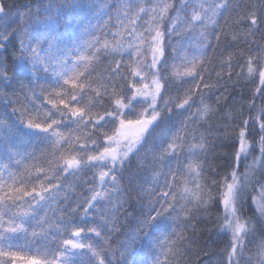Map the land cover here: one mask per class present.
Listing matches in <instances>:
<instances>
[{"label":"snow or ice","instance_id":"obj_1","mask_svg":"<svg viewBox=\"0 0 264 264\" xmlns=\"http://www.w3.org/2000/svg\"><path fill=\"white\" fill-rule=\"evenodd\" d=\"M17 2L0 0V102L11 110L0 116V147L9 161L22 155L14 116L70 151L55 170L0 174V264H196L192 246L209 256L213 234L198 237V225L213 217L215 233L229 236L217 264H264V46L244 40L236 66L246 75L234 78L239 38L223 31L238 25L264 38V0ZM85 6L95 24L75 19ZM113 17L133 36L127 45L101 44L97 33ZM221 32L227 59L205 79L200 64ZM194 37L200 56L190 59L183 44ZM85 47L100 57L86 73ZM130 168L134 188L125 183ZM133 202L147 214L134 217ZM53 204L62 207L50 218L43 210ZM87 217L95 222H79ZM130 218L136 224L124 231Z\"/></svg>","mask_w":264,"mask_h":264},{"label":"trees","instance_id":"obj_2","mask_svg":"<svg viewBox=\"0 0 264 264\" xmlns=\"http://www.w3.org/2000/svg\"><path fill=\"white\" fill-rule=\"evenodd\" d=\"M36 2H39V0H36ZM169 2H172V0H169ZM238 2V0H237ZM252 2H256V0H252ZM28 3V0H18L17 7L20 5H25ZM13 15H15V10H13ZM171 11L169 12V16H171ZM72 16L69 15V19H71ZM75 19L81 23V24H87L89 21H92L93 24L96 23V15L95 10L90 7H83L81 9L77 10ZM107 19V18H105ZM223 23V22H221ZM115 25V26H113ZM138 28V34L142 33L143 35H147V32L144 31V27L140 26V22H137ZM229 25H232V21L229 20ZM212 25H209V29H211ZM238 29V25H233L232 27H229L228 25L224 26L223 31L229 33V39H231V35H237L239 38V46L232 49L233 53L235 54L233 56V59L231 63L233 64L232 68V75L235 78L238 74L239 75H246V70L244 73H241V67H237V64H240V54L245 53L247 50L244 46V40L252 41L253 43L250 44V48H255L257 44L264 46V38L261 36H249L243 29ZM120 32L121 36H117L116 33ZM75 35V32L73 33ZM98 36H100L101 44L103 42L107 41L109 44H113L115 41H120L121 43L127 45L129 41L133 40V36L124 29L121 28V25L118 21L115 20L113 17L112 21L109 23L108 27L103 28V34L97 33ZM187 35V33H185ZM198 36V34H197ZM221 37V43H217L216 41H213V49L210 50L207 53V58L203 60V63L200 64L199 61H197L198 64H200V67L206 68V71L203 73L205 76V79H209V77L212 80H215V72L220 71L224 60L227 59V56H222L223 53V41L225 39L223 32L220 33ZM16 37H13V40H15ZM86 39H91L90 37H87ZM177 39H180L177 37ZM197 38L194 37L192 40L187 41L183 44V47L185 48L188 56L190 59H196V57L200 56V51L196 47ZM233 44H236L237 41H232ZM139 47H145L146 45L138 44ZM101 52H103V48L101 47ZM91 53V56L89 55ZM83 56L86 57L89 67L85 69H81L82 71H91L93 67H96L97 65V59L99 57V53L95 51V49L91 48H82L81 53ZM127 55V53H125ZM95 57V58H94ZM150 54H147V59H150ZM137 59V57H133V60ZM144 62H147L146 60ZM81 63H84L83 61ZM179 64V62H177ZM242 66V65H241ZM71 67V65H69ZM105 65L101 64L99 67L96 68V74L99 75L102 71ZM179 72H183L184 68L183 65H179V67L176 69ZM199 70V69H198ZM227 78V76H225ZM138 79V78H137ZM176 79L179 81L181 77L177 76ZM183 79H190L189 77H183ZM249 82L247 80L242 81V84H248ZM102 90V89H101ZM241 89H237V93H240ZM40 101H37V104H39ZM107 103V96L105 97V104ZM209 103H211L209 101ZM46 107H51V105H46ZM10 109H8L3 102H0V116H3L5 112L10 113ZM10 119L13 121L14 126L18 130V134L22 133V148L21 153L22 155L16 157L15 159L9 161L7 154L5 153L4 149L0 147V174L4 176L5 179L8 178V172L13 173H24L25 172V166H27V173L31 176H35L38 172L42 173L45 170H55L57 162L60 161V155L67 156L70 149L65 147L66 141H59L57 144H52L48 142V139L45 138V135L43 133H37V132H31L26 129H23L22 126L19 124H15V117L11 116ZM62 131H65L67 133L68 130L61 128ZM74 136H76V133H73ZM76 141L73 140V143ZM25 150L27 153H31L35 151L36 159H29L26 158L24 155ZM59 153V154H57ZM16 159H19L21 163L19 165L16 164ZM222 163V162H219ZM5 165L8 167L5 168ZM134 167V166H133ZM216 171H221V169H216ZM213 177H209V179H212ZM137 182V177L134 175L132 169L130 168L127 173H125V183H127L130 187L134 188ZM188 187L192 188L194 187L193 184H189ZM59 207H62L61 205L53 204L51 208L43 210V212H47L48 217L55 218V216L58 214ZM22 211H28L27 208L21 209ZM244 213L248 216H252L254 212L257 210L255 207V202H251L249 204L244 205ZM132 211L133 216H143L146 215L148 212V209L146 206L137 204L133 202L132 204ZM43 212L41 214H43ZM214 220V217H213ZM213 220H209L206 225H198V228L201 229V232H198L199 235L206 233L209 229L212 230L213 234L212 236L208 237V235H204V240L207 241L209 239V244L207 247L211 248V253L209 256L205 255L203 252L197 257L195 256V252L197 250V246L193 245V251L190 253L191 256H193L196 259V264H209L211 261V264H217V261L222 258V250L228 243V233H215V224L213 223ZM31 223H35L34 221H30ZM81 223H93L95 222L92 217H87L79 220ZM163 222V221H162ZM195 223V221H194ZM136 224V220L133 218H130L125 225H123V230L126 231L130 226L134 227ZM259 226V222H258ZM230 235V233H229ZM246 242V241H245ZM17 244H24V240H18L16 242ZM203 244V241L201 242ZM164 251H167V249H164ZM251 253H245L244 259H247L248 256H250ZM163 259V257H161Z\"/></svg>","mask_w":264,"mask_h":264},{"label":"rangeland","instance_id":"obj_3","mask_svg":"<svg viewBox=\"0 0 264 264\" xmlns=\"http://www.w3.org/2000/svg\"><path fill=\"white\" fill-rule=\"evenodd\" d=\"M257 191H258V189H257ZM255 199V198H254ZM255 207L257 208V203H255Z\"/></svg>","mask_w":264,"mask_h":264}]
</instances>
